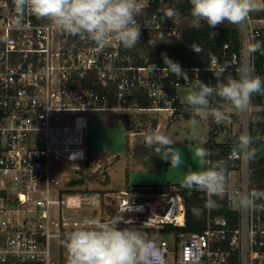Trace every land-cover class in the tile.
I'll return each mask as SVG.
<instances>
[{
	"label": "built area",
	"instance_id": "1",
	"mask_svg": "<svg viewBox=\"0 0 264 264\" xmlns=\"http://www.w3.org/2000/svg\"><path fill=\"white\" fill-rule=\"evenodd\" d=\"M151 1L142 0V3L147 5ZM164 1L168 2L159 0L161 4ZM155 16L152 19L156 21ZM236 27L241 41V61L235 72L241 66L252 67L253 54L248 51V45L254 39L264 38V11L250 13L247 20ZM109 45L110 42L105 49L87 36L65 34L30 13L17 23L12 0H0V264H66L63 234L78 227L76 220L67 219L65 208L83 201L84 197L60 194L54 185L57 180L50 175L51 157L63 155L69 160L85 157L88 127L85 111L93 110L94 106L92 98L82 99L80 105L74 103V84L88 70L84 89L106 101L103 93L93 91V76L89 77L93 72H88L98 69L101 80L105 81L100 52L118 57V49L110 50ZM225 66L226 62L223 68ZM124 67L118 76L119 87H141L157 104L173 101L178 96L169 91V84L176 92L179 86L189 85L167 70L154 72L149 66L131 64ZM164 67L157 66L158 69ZM181 67L192 80L198 78L197 68ZM207 68L222 69L217 65L216 55L211 56ZM80 69L84 72L81 76L77 74ZM127 70H132V74L128 75ZM118 95L122 97L123 92L118 91ZM62 111H74V115L62 121L59 116ZM243 154L241 150H234L228 155L229 161L241 159ZM242 178L240 186H227L224 194L228 205L237 212L236 223L216 215L208 219L202 231L178 232V238L172 234L171 244L164 236L150 237L163 249L166 264H264V201H256L261 210L238 204L240 194L264 189L253 187L248 174L244 173ZM174 195L180 204L178 200L174 202L172 218L166 217V211L162 220L149 214L132 220L140 222L135 226L162 227L167 221L181 223L184 220L182 197L173 194L167 200L175 201ZM94 202H98V198ZM149 206L147 200L132 202L124 197L117 210L142 214ZM119 215L122 221L131 222L126 220L125 214L114 216ZM126 226L124 222L118 225Z\"/></svg>",
	"mask_w": 264,
	"mask_h": 264
},
{
	"label": "rangeland",
	"instance_id": "2",
	"mask_svg": "<svg viewBox=\"0 0 264 264\" xmlns=\"http://www.w3.org/2000/svg\"><path fill=\"white\" fill-rule=\"evenodd\" d=\"M163 4H167V1ZM170 9L175 12L171 19L163 14L158 22L148 18L146 24L141 25V18L138 17L141 25L140 43L130 52H121V45L115 39L110 41L109 48L110 50L117 48L118 57L100 50V64L106 71L105 81L101 80L98 69L90 70L88 73L93 72L89 77L93 76L94 84L100 80L106 89L112 90L111 94L103 92L106 101L96 98L86 88L84 89L88 81V70L86 75L74 84L76 96L74 103L80 105L82 99L92 98L91 102L94 106L93 110L85 111L88 115V127L85 133L86 155L79 160H69L63 155L52 156L50 175L57 180L54 185L59 188L60 194L74 193L84 197L83 201L75 202L65 208L67 219L70 222L76 220L77 227L85 226L84 220L106 221L120 213L125 216L130 214L135 219L145 218L151 214L157 220H162L165 201L171 195L179 194V184L183 183L187 169L199 171L210 167L208 159L204 161L195 158L194 151L197 147H204V144H210L212 140L223 142L231 138L235 141V135H249L251 123L264 121V106L259 105L253 97L245 111L236 110L230 103L217 96L210 97V109L219 108L229 117L227 122L220 124L205 111L194 112L191 108L184 112L179 108L177 110L170 105L172 101L157 104L158 102L152 100L151 106L146 108L134 102L124 104V96L135 90L131 86L127 88L118 85V76L125 70L124 65L132 64L131 60L136 57L147 58L150 50L165 48L169 42L178 40L183 29L192 27V17L181 15L176 6ZM221 25L236 26L227 21ZM106 48L108 46H105ZM82 73H84L82 69L77 72L80 76ZM223 77L238 78L237 72L224 74ZM190 90L189 85L179 86L177 90L179 101L186 106L185 97ZM118 91L123 92L122 97H119ZM140 91L145 92L144 89ZM73 115L74 111H62L59 114L62 121L69 120ZM193 120L196 121L195 137L190 135ZM152 131L163 132L173 140L174 147L182 153V167H170V162L161 159L145 145L146 133ZM239 150L244 152L241 159L230 161V168L227 171L222 167L227 186L230 188L241 185L244 173L250 177L251 168L245 154L246 150L240 147ZM261 153H264V147L261 148ZM166 182H169V185L160 186ZM249 183L251 184L250 179ZM124 197L132 202L147 200L150 206L142 214L137 211L120 212L117 210L118 205ZM97 198L98 202H94ZM168 222L174 221H167L164 224ZM162 230L150 233L149 236L155 238L164 236L169 244L172 234L176 238L179 236L178 232L167 234ZM62 249L66 250L64 246Z\"/></svg>",
	"mask_w": 264,
	"mask_h": 264
},
{
	"label": "clouds",
	"instance_id": "3",
	"mask_svg": "<svg viewBox=\"0 0 264 264\" xmlns=\"http://www.w3.org/2000/svg\"><path fill=\"white\" fill-rule=\"evenodd\" d=\"M16 22L21 23L26 13L37 20H46L55 28L71 36H87L96 45L103 47L115 39L124 48L132 49L141 38V25L138 17L144 13L142 0H12ZM192 26L217 28L224 22L240 25L254 11H264V3L257 0H189ZM173 9L165 12L171 19ZM199 54L203 51L198 45L190 46ZM252 54L264 55V42L253 40L248 45ZM166 67L158 69L152 64V71L167 70L177 80L183 79L190 85L186 104L194 111H205L218 124L225 123L228 115L221 109H210V97L217 96L231 104L238 111L249 107L254 95H264V78L255 73L254 68L241 66L237 69L238 78L223 77V73H214L215 85L200 79L192 80L187 71L162 54ZM223 69V66H221ZM226 70V69H224ZM194 71V70H193ZM196 121H192L190 135L196 136ZM253 138L243 134L238 145L249 160L255 156L251 148ZM145 145L151 148L161 159L170 162V167L183 165L182 153L174 147L173 140L163 132H149L145 136ZM197 159L206 161L209 150L203 146L194 151ZM182 186L189 191H204L209 194L206 208L218 207L212 196L223 198L227 190V181L221 165H213L204 170L188 168L183 176ZM264 201V190L254 189L250 193L238 196V204L251 210H261L256 201ZM201 210L193 208L198 216ZM126 227H118L120 223ZM85 226L63 234L62 244L66 248V264H166L165 253L161 246L150 238L149 234L132 222L122 221L121 216H112L108 221L84 220Z\"/></svg>",
	"mask_w": 264,
	"mask_h": 264
},
{
	"label": "trees",
	"instance_id": "4",
	"mask_svg": "<svg viewBox=\"0 0 264 264\" xmlns=\"http://www.w3.org/2000/svg\"><path fill=\"white\" fill-rule=\"evenodd\" d=\"M176 1L177 0H168L167 4H161L159 0H152L149 4L145 5L144 13L140 16L141 25L146 24L148 18L152 19L154 14L156 15L155 17H158V19H156L158 22L160 16L165 14V12L173 6L178 8L181 15L192 17L190 14L191 5L189 0ZM261 42H264V38H261ZM224 44H227V46L225 47ZM192 45H198L203 51L199 54L195 53L190 47ZM240 48V35L236 26L220 25L217 28H209L207 25H204L199 29L192 26L183 29L179 34L178 40L169 42L168 45L161 50H150L147 58L136 57L131 60L133 62L131 65L151 67L152 64H155L156 66H166L162 55L166 54L168 58L178 62L180 66H189L193 69L197 68L198 79L207 84L215 85L216 80L214 73L219 71L216 68H207L211 56H217L218 66H223L226 62V66L221 69L223 75L230 72L232 73L235 72V68L240 65ZM123 51L128 53L131 49H124L121 45V52ZM252 61L251 68H254L257 75L264 78V55L257 52L253 54ZM132 72V70L126 71L128 75L132 74ZM166 80L169 81V78H166ZM91 87L93 91L98 93H112V90L109 91L106 89L100 80H97L95 84L93 80ZM168 87L172 94L177 93L171 84H169ZM134 89L135 90L132 93L124 96V104L134 102L140 107H150L152 100L147 92H141L140 90L143 88L138 86L134 87ZM253 98L259 105L264 106V95H254ZM172 105L177 110L178 108L182 109L183 112L190 109L188 105L186 106L181 103L176 96L173 98ZM249 128V136L253 138L251 148L255 150V156L251 160L248 159L251 168L250 181L253 187L264 189V153H261V148L264 147V121L251 123ZM234 137L236 138L235 141L228 138L223 142L212 140L210 144H204V148L209 150V156L207 159L210 167L219 164L225 169V171L230 168L228 155L234 150H239L238 139L240 136L235 135ZM73 183L74 182H72V184ZM182 184L183 183L179 184V194L184 203V220L178 224L172 222L165 223L161 228L141 226L142 230L147 233H157L159 229H163L162 231L167 234L170 232L189 233L202 231L206 228L208 219L216 215H223L230 223H236L237 212L228 205L225 196H223V198L212 196L211 199L216 200L218 207L208 209L206 208V204L209 200L207 192L193 190L189 193ZM161 185L167 186L169 185V182L160 184V186ZM194 207L201 210L198 216L193 214Z\"/></svg>",
	"mask_w": 264,
	"mask_h": 264
},
{
	"label": "bare ground",
	"instance_id": "5",
	"mask_svg": "<svg viewBox=\"0 0 264 264\" xmlns=\"http://www.w3.org/2000/svg\"><path fill=\"white\" fill-rule=\"evenodd\" d=\"M174 196L175 197L173 199L175 201H172V199L171 200H167L169 197L165 201V205H166L165 211L167 213V215H166L167 218H172L173 214L175 213V203L174 202H176L178 200V204H180L179 199L177 198V196L176 195H174ZM126 220L132 221V220H135V218L132 215L129 214V215L126 216Z\"/></svg>",
	"mask_w": 264,
	"mask_h": 264
}]
</instances>
